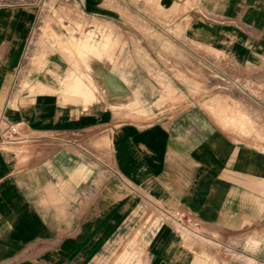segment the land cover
Listing matches in <instances>:
<instances>
[{"label": "crops", "instance_id": "1", "mask_svg": "<svg viewBox=\"0 0 264 264\" xmlns=\"http://www.w3.org/2000/svg\"><path fill=\"white\" fill-rule=\"evenodd\" d=\"M94 8L95 0L85 5ZM200 8L191 30L171 39L217 54V63L198 57L232 81L264 138V0H202ZM37 17L33 3L0 4V113L22 123L20 140L0 143V264H66L87 241L92 256L129 235L135 210L158 221L143 264H264V142L219 128L197 107L159 115L160 90L131 62L128 40L108 60L87 56L84 67L78 37L52 48ZM76 77L89 80V98L72 94ZM211 102L222 122L253 130L238 101ZM218 104L233 109L230 120ZM173 209L198 228L175 224ZM133 258L127 245L111 264Z\"/></svg>", "mask_w": 264, "mask_h": 264}, {"label": "rangeland", "instance_id": "2", "mask_svg": "<svg viewBox=\"0 0 264 264\" xmlns=\"http://www.w3.org/2000/svg\"><path fill=\"white\" fill-rule=\"evenodd\" d=\"M89 1L91 0H0V4L33 3L38 6L37 19L48 26L40 29L46 32L42 37L52 48H58L62 37L67 36L69 41H76V37L83 36L81 39L77 38L75 47L84 67H87V56L95 57L99 61L108 60L111 51L121 47L122 40H128V50L134 58L131 62L145 71L160 90L154 103L160 107L159 115H173L186 107H197L219 128L243 140L264 142V138L260 136V119L253 117L232 91V81L221 76L220 70L214 71V66L209 62L198 57V52H204L214 56L213 61L217 63L220 61L217 54L195 44H192L194 50H191L171 39L172 35L179 37L181 30L187 34L193 23L199 20L202 0H95L96 8L92 9L94 13L85 10ZM97 20H119L129 27L123 32L109 23H97ZM79 21L93 26H104L106 35L101 28L81 27L86 23ZM123 35L129 37L125 39L122 38ZM225 69L226 66L224 71ZM158 72L163 77L162 81L158 79ZM69 88L77 97L89 98L92 95L88 79L84 82L76 77ZM218 96H228L238 101L253 130L247 132L228 122H222L212 112L213 105H210L212 99ZM214 109L225 119L233 113L229 106L218 104ZM130 222V233L126 237L114 238L104 246L103 251L92 256L87 241V249L66 264H111L127 245L134 253L131 264H143L145 242L158 221L135 210Z\"/></svg>", "mask_w": 264, "mask_h": 264}, {"label": "built area", "instance_id": "3", "mask_svg": "<svg viewBox=\"0 0 264 264\" xmlns=\"http://www.w3.org/2000/svg\"><path fill=\"white\" fill-rule=\"evenodd\" d=\"M21 121H9L0 113V143H12L20 140ZM171 220L189 231H195L199 222L197 218L180 209H173L170 213Z\"/></svg>", "mask_w": 264, "mask_h": 264}]
</instances>
